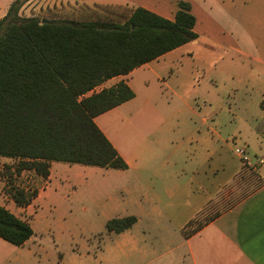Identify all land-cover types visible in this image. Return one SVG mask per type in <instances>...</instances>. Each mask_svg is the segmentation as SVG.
<instances>
[{"label": "crops", "instance_id": "crops-1", "mask_svg": "<svg viewBox=\"0 0 264 264\" xmlns=\"http://www.w3.org/2000/svg\"><path fill=\"white\" fill-rule=\"evenodd\" d=\"M178 1L92 3L140 6L172 20ZM184 1L195 17V39L96 88L123 81L134 92L94 117L127 163L126 169L105 170L126 177L129 184L133 177L137 188L144 186L142 172H148V179H162L168 196L164 210L181 232L246 163L262 184L194 234L182 235L187 249L181 264H264V0ZM153 118L160 121L153 123ZM236 145L244 153L251 148L253 160L246 154L243 161ZM29 173L33 182L45 183ZM184 177L189 180L183 182ZM193 189L197 193L184 207V194ZM156 199L151 203L157 204Z\"/></svg>", "mask_w": 264, "mask_h": 264}, {"label": "trees", "instance_id": "trees-1", "mask_svg": "<svg viewBox=\"0 0 264 264\" xmlns=\"http://www.w3.org/2000/svg\"><path fill=\"white\" fill-rule=\"evenodd\" d=\"M25 1L13 0L0 18V157L13 160L7 166V192L20 207L38 194L36 188L13 183L12 175L23 171L46 179L52 161L126 169V161L94 117L134 92L123 81L99 90L97 86L197 36L195 17L184 0L178 1L172 20L140 6L116 19L121 13L113 5L82 4L77 17L60 15L43 22L38 16L19 14ZM260 107L264 111V98ZM262 182L242 163L222 187L235 194L231 204L214 211L206 204L182 228V235L194 234ZM135 221L134 215L111 218L106 228L120 233ZM32 235L28 221L0 204L1 239L21 246Z\"/></svg>", "mask_w": 264, "mask_h": 264}, {"label": "rangeland", "instance_id": "rangeland-1", "mask_svg": "<svg viewBox=\"0 0 264 264\" xmlns=\"http://www.w3.org/2000/svg\"><path fill=\"white\" fill-rule=\"evenodd\" d=\"M12 1L0 0V13H6ZM31 1L28 4L35 14H45L46 18L67 14L77 17L80 5L86 2ZM47 2L56 9L41 10L40 6ZM87 3L95 6L92 0ZM113 7L121 13L116 19H123L128 13V8L122 4ZM150 121L155 123L160 119ZM251 152L249 148L242 156L247 154L251 161ZM12 162L10 158L0 157V204L28 221L33 235L21 246L0 238V264H181L186 259L182 233L164 210L168 196L159 177L148 179V172H142L144 186L137 188L133 177L129 184L126 177L115 176V172L103 167L55 161L51 175L43 184L33 182L30 170L12 175L17 186L39 191L32 204L23 208L17 206L7 192L11 176L7 166ZM188 180L184 177L183 182ZM231 190L221 189L207 203L209 209L214 211L231 204L235 195ZM196 193L195 189L188 194L185 192L182 205L185 207L192 202ZM153 196L159 203H151ZM176 207L174 202L173 212ZM128 215L137 218L128 229L119 234L107 230L109 219Z\"/></svg>", "mask_w": 264, "mask_h": 264}, {"label": "built area", "instance_id": "built-area-1", "mask_svg": "<svg viewBox=\"0 0 264 264\" xmlns=\"http://www.w3.org/2000/svg\"><path fill=\"white\" fill-rule=\"evenodd\" d=\"M27 6H29V7L27 8ZM40 9H41V10H42V9H44V10H49V9H56V7H55V5H54L53 7H51L50 4H49V2H47L45 6L41 5V6H40ZM19 14H20L21 16H38V17L41 18V19H45V18H46V17H45V16H46L45 14H43V15H41L40 13H39L40 15L35 14V12L32 10V8H31V6L28 4V2H24V3L21 5V7H20V9H19ZM234 150H235V152H236L239 156H242L243 153H244V151H243L242 148H235ZM241 158H242L243 161H246V156H245V155L242 156Z\"/></svg>", "mask_w": 264, "mask_h": 264}, {"label": "water", "instance_id": "water-1", "mask_svg": "<svg viewBox=\"0 0 264 264\" xmlns=\"http://www.w3.org/2000/svg\"><path fill=\"white\" fill-rule=\"evenodd\" d=\"M43 21H46V19H42V22H43Z\"/></svg>", "mask_w": 264, "mask_h": 264}]
</instances>
